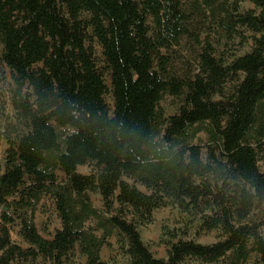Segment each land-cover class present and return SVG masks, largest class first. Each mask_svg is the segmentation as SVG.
<instances>
[{"label":"trees","instance_id":"1","mask_svg":"<svg viewBox=\"0 0 264 264\" xmlns=\"http://www.w3.org/2000/svg\"><path fill=\"white\" fill-rule=\"evenodd\" d=\"M7 74L0 264H109L105 247L113 264H264V0H0ZM163 207L194 234L168 231L157 257L141 228Z\"/></svg>","mask_w":264,"mask_h":264},{"label":"rangeland","instance_id":"2","mask_svg":"<svg viewBox=\"0 0 264 264\" xmlns=\"http://www.w3.org/2000/svg\"><path fill=\"white\" fill-rule=\"evenodd\" d=\"M246 7H252L251 4H247ZM248 50V47H245L242 52ZM11 81L10 76L7 74V81H3L2 76L0 75V133L4 132L7 129H11L10 126H16L17 121L14 114V109L10 102L9 96V82ZM107 101L112 105L111 94L107 96ZM176 100L172 97H168L164 102L163 106L166 109L168 115L176 112ZM203 139L206 138L205 135H202ZM8 147V143L5 138H2L0 141V166L5 167V154ZM92 171L91 166L84 165L79 167V172L88 174ZM141 187V186H140ZM141 189H144L141 187ZM94 202L97 206H102L101 199L98 195L93 194ZM188 221L186 220L185 215L180 212L175 207H163L158 209L155 212L154 220L151 224L143 226L141 228V233L144 242L150 247L151 251L157 257H166L167 247L166 244L162 241L168 236V231L179 232L185 234L186 231L188 237H192L194 231L188 228ZM37 224L40 232L45 237H50L55 230L60 227V220L55 211L53 202L49 199H45L42 203L41 209L37 214ZM218 232H209L203 234L198 238V241L204 244H211L218 239ZM12 238L14 241L26 246V243L23 239L17 234L16 230L12 232ZM113 244L114 240L112 241ZM103 258L109 264H113L115 261L116 253L110 247H105L102 252ZM121 264H124L122 260H119ZM69 264H87L86 258L81 256L79 253L73 258L72 262Z\"/></svg>","mask_w":264,"mask_h":264}]
</instances>
